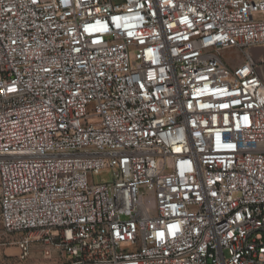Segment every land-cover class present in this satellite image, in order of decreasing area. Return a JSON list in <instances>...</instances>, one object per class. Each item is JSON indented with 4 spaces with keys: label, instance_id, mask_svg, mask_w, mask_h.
<instances>
[{
    "label": "built area",
    "instance_id": "1",
    "mask_svg": "<svg viewBox=\"0 0 264 264\" xmlns=\"http://www.w3.org/2000/svg\"><path fill=\"white\" fill-rule=\"evenodd\" d=\"M261 48L264 0H0V220L20 257L264 264Z\"/></svg>",
    "mask_w": 264,
    "mask_h": 264
},
{
    "label": "rangeland",
    "instance_id": "2",
    "mask_svg": "<svg viewBox=\"0 0 264 264\" xmlns=\"http://www.w3.org/2000/svg\"><path fill=\"white\" fill-rule=\"evenodd\" d=\"M255 55L260 53L264 56V48L260 50H254ZM222 58L229 64H236L240 61L239 55L231 49H225L222 52ZM94 181L99 182L102 180H109L110 175L108 173H100L94 176ZM23 237V234L18 232H7L0 220V264H36V263H48L53 261L63 260L62 253L53 248H47L45 246L33 244L29 247L27 256L22 259L20 257L19 241ZM49 249V254H45V250Z\"/></svg>",
    "mask_w": 264,
    "mask_h": 264
}]
</instances>
